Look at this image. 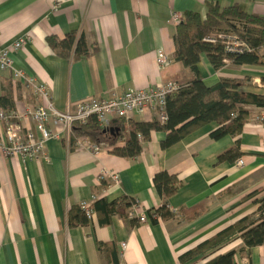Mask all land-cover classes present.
Wrapping results in <instances>:
<instances>
[{"label":"crops","instance_id":"obj_1","mask_svg":"<svg viewBox=\"0 0 264 264\" xmlns=\"http://www.w3.org/2000/svg\"><path fill=\"white\" fill-rule=\"evenodd\" d=\"M208 4H238L264 17V0H0V48L28 38L10 54L14 69L43 85L57 111H73L89 99L110 100L129 90L190 82L193 75L173 58L176 27L170 19L173 13L204 15ZM71 33L84 35L88 56L63 57L47 43L49 37L61 41ZM159 54L168 58L163 68L157 64ZM262 56L263 66L227 65L219 71L202 57L200 75L207 87L220 79L248 80L242 91L264 97V48ZM0 96L9 102L0 107L6 115H23L40 103L10 72L0 71ZM242 108L248 118L239 135L213 140L210 135L218 126L210 123L163 149L166 135L152 133L139 157L131 160L107 147L97 153L70 151L61 140L46 143L47 160L1 159L0 264H114L111 252H99L100 244L114 247L117 264H183L182 255L255 214V201L264 197V108ZM128 120L150 123L158 118L144 110ZM19 122L37 135L30 119ZM234 148L240 154L234 163L217 162ZM103 171L116 175L118 182L101 179ZM160 172L176 176L181 185L168 200L175 216L153 223L147 211L162 204L152 183ZM122 196L136 200L147 223L132 224L115 215L103 224L93 211L86 226L67 225L72 207ZM242 247L241 240H234L218 254L233 250L234 264H264V246L243 253ZM193 263L203 264H184Z\"/></svg>","mask_w":264,"mask_h":264},{"label":"trees","instance_id":"obj_2","mask_svg":"<svg viewBox=\"0 0 264 264\" xmlns=\"http://www.w3.org/2000/svg\"><path fill=\"white\" fill-rule=\"evenodd\" d=\"M242 41L247 50L233 54L226 50L229 37ZM175 45L174 61L182 65L193 75V79L179 90L166 98L164 113L165 121L150 123L117 120L112 125L119 132L115 136L108 130L101 129L96 120L91 118L85 125H74L72 129L70 151L78 139H88L94 145L107 147L111 153L124 159H135L142 152L143 145L150 142L152 133L166 135L161 143L163 149H168L179 143L196 129L215 123L218 128L210 135L211 139L219 140L225 136L239 135L247 121L248 114L243 106L264 108V97L245 93L242 88L248 80L237 81L220 79L217 84L207 87L200 75L199 64L205 57L215 71L230 65L263 66L262 50L264 48V17L243 11L238 4L219 6L208 4L204 15L198 12H187L176 27L173 35ZM48 45L58 55L63 57L83 58L89 55L83 34L71 33L64 40L54 37L47 39ZM264 85V79L261 80ZM9 105L5 97L0 96V107ZM125 122H129L125 124ZM124 142V147L117 146ZM240 154L237 148L231 149L217 158L218 163H234ZM153 187L161 198L162 204L155 210L147 211L151 221L171 219L175 216L168 206V200L177 192L181 182L176 176L160 172L153 176ZM253 193L250 197H255ZM256 213L242 218L225 228L215 236L199 244L180 257L184 264L191 260L203 264H234L236 251L218 254L226 245L234 240H241L243 247L239 252H248L259 246H264V197L255 201ZM136 200L122 196L118 200L108 202L99 198L92 204L101 223L107 224L112 216L118 215L132 224L137 220L127 218V210L136 205ZM138 205V204H137ZM88 219L80 206L72 207L68 212L69 227L86 226ZM99 252H111L114 264L118 258L112 245H99ZM194 264V263H193ZM197 264V263H196Z\"/></svg>","mask_w":264,"mask_h":264},{"label":"built area","instance_id":"obj_3","mask_svg":"<svg viewBox=\"0 0 264 264\" xmlns=\"http://www.w3.org/2000/svg\"><path fill=\"white\" fill-rule=\"evenodd\" d=\"M182 21V16L173 13L171 15V25L177 27ZM28 38H20L8 48H0V71L10 72L12 80L19 81L25 88L31 90L34 99L40 102L38 105L27 108L23 115L10 113L6 115L0 112V123L3 125V133L0 135V160L19 157L22 160H47L45 146L48 141L61 140L70 148L72 129L74 125H85L94 118L98 126L109 129L113 121L128 120L133 113H142L144 110L153 111L158 120L163 123L166 119L164 108L166 98L179 90L180 84L169 82L161 83L145 90H129L121 96L110 100L89 99L75 105L73 111L59 112L51 101L48 90L33 78L27 77L23 72L14 69L10 54L23 48ZM227 52L239 54L247 50V46L232 36L229 37L225 45ZM168 62L164 54L157 56V64L163 68ZM20 119H30L36 129L37 135L32 130L21 124ZM50 125L53 129L50 128ZM74 150H87L97 153L99 147L91 143L88 139H78L74 145ZM241 165V162H238ZM109 178L114 183L118 182V177L113 173L101 172V179ZM93 200H96L94 198ZM89 220L93 217L91 204L80 205ZM129 220H137L138 224L148 222V215L141 211L136 204L127 210ZM160 221V218H157ZM125 244L121 245V250H125ZM123 253V252H122ZM123 254H120L122 257ZM118 264H125L120 262Z\"/></svg>","mask_w":264,"mask_h":264},{"label":"water","instance_id":"obj_4","mask_svg":"<svg viewBox=\"0 0 264 264\" xmlns=\"http://www.w3.org/2000/svg\"><path fill=\"white\" fill-rule=\"evenodd\" d=\"M108 132L110 135L115 136L116 134H118L119 130L115 128H110Z\"/></svg>","mask_w":264,"mask_h":264},{"label":"rangeland","instance_id":"obj_5","mask_svg":"<svg viewBox=\"0 0 264 264\" xmlns=\"http://www.w3.org/2000/svg\"><path fill=\"white\" fill-rule=\"evenodd\" d=\"M112 182H114V181H112Z\"/></svg>","mask_w":264,"mask_h":264}]
</instances>
